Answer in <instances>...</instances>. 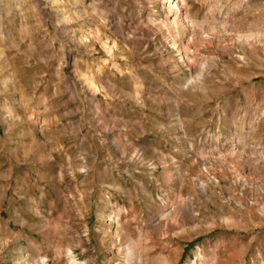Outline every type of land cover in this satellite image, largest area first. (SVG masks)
Returning a JSON list of instances; mask_svg holds the SVG:
<instances>
[{"label":"rangeland","instance_id":"obj_1","mask_svg":"<svg viewBox=\"0 0 264 264\" xmlns=\"http://www.w3.org/2000/svg\"><path fill=\"white\" fill-rule=\"evenodd\" d=\"M170 1L0 0V264H264V0Z\"/></svg>","mask_w":264,"mask_h":264},{"label":"bare ground","instance_id":"obj_2","mask_svg":"<svg viewBox=\"0 0 264 264\" xmlns=\"http://www.w3.org/2000/svg\"><path fill=\"white\" fill-rule=\"evenodd\" d=\"M172 1V0H171ZM170 1V2H171ZM173 1H175L174 3H173V8L168 12V13H170V14H172L173 13V9H177V11L174 13L175 14V16H174V18H173V20H171V21H169V17L170 16H168V18L166 19V21H164V22H167V25L169 26V24L171 25V26H173L176 30H178L179 29V26H183L186 30H188V27L187 26H189V24H190V19H189V16H188V14H184L183 12H184V10H185V3L183 2V0H173ZM172 6V5H171ZM187 8V7H186ZM190 9V8H189ZM189 9H188V12H189ZM187 11V10H186ZM190 15V14H189ZM191 25V24H190ZM190 27V26H189ZM171 28V27H170ZM174 29V30H175ZM191 30V29H190ZM192 31V30H191ZM170 32V31H169ZM177 32V31H176ZM187 32V31H186ZM178 33H180V32H178ZM185 33V32H184ZM134 34V33H133ZM193 34V33H192ZM196 34V33H195ZM199 34V33H198ZM175 36V35H174ZM179 36V35H178ZM193 36V35H192ZM204 36V35H203ZM180 37V36H179ZM194 37H195V35H194ZM197 37V36H196ZM177 39V38H176ZM174 44H176V43H174ZM105 46H107V45H105ZM107 48H108V46H107ZM106 48V49H107ZM178 48H179V44H178ZM188 48H189V46H188ZM111 49V48H110ZM113 49V48H112ZM109 50V49H108ZM181 50H183V49H181ZM188 50V49H187ZM191 51V50H190ZM190 51L188 52V51H183V52H181L182 53V57H183V62L188 66V68L192 71V73L193 72H196L197 71V69H198V65H197V62H192V61H190L189 60V53H190ZM195 56V55H194ZM198 56V55H197ZM197 56H196V58H197ZM197 60V59H196ZM205 60V59H204ZM199 61H202V60H199ZM198 61V62H199ZM182 62V63H183ZM202 62H204V61H202ZM203 67V66H202ZM200 68V67H199ZM206 68V67H205ZM199 71H201V70H199ZM198 71V72H199ZM202 72V71H201ZM201 72H199V73H201ZM198 78V77H197ZM218 182V181H217ZM199 186V188L204 192H206L207 191V187H206V184L205 183H202V184H200V185H198ZM182 201L181 202H179L180 204H181V206L182 207H184L185 208V206H186V202H185V200H183V199H181ZM180 212L181 211H179V213L178 214H180ZM120 214V213H119ZM164 214V213H163ZM177 214V215H178ZM178 218V217H177ZM199 254V253H198ZM132 255V254H131ZM199 256V255H198ZM71 257H73V254L72 253H70V258ZM128 257V256H127ZM200 257V256H199ZM131 258H132V256H131ZM130 259V258H129ZM202 260V259H201ZM130 261V260H129ZM128 261V262H129ZM198 261L199 260H195L192 264H199L198 263Z\"/></svg>","mask_w":264,"mask_h":264}]
</instances>
